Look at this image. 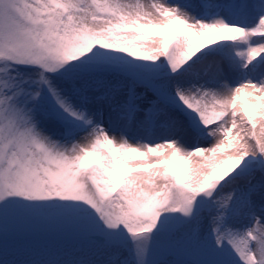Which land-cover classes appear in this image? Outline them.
<instances>
[{"label":"snow or ice","instance_id":"6c2138e0","mask_svg":"<svg viewBox=\"0 0 264 264\" xmlns=\"http://www.w3.org/2000/svg\"><path fill=\"white\" fill-rule=\"evenodd\" d=\"M0 264H264V0H0Z\"/></svg>","mask_w":264,"mask_h":264}]
</instances>
